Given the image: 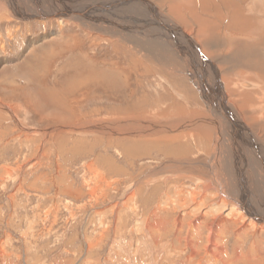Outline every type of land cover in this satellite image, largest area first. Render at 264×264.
Returning a JSON list of instances; mask_svg holds the SVG:
<instances>
[{
    "label": "rangeland",
    "instance_id": "obj_1",
    "mask_svg": "<svg viewBox=\"0 0 264 264\" xmlns=\"http://www.w3.org/2000/svg\"><path fill=\"white\" fill-rule=\"evenodd\" d=\"M11 10L0 16V264H264V228L174 170L208 153L219 162L213 135L124 130L207 115L184 65L162 71L109 33ZM197 12L184 14L189 28Z\"/></svg>",
    "mask_w": 264,
    "mask_h": 264
},
{
    "label": "bare ground",
    "instance_id": "obj_2",
    "mask_svg": "<svg viewBox=\"0 0 264 264\" xmlns=\"http://www.w3.org/2000/svg\"><path fill=\"white\" fill-rule=\"evenodd\" d=\"M242 2L244 0H0V16L7 15L12 8V14L19 19L52 17L58 24L74 21L88 32L115 36L162 71L171 67L172 62L182 63L206 106L207 115L191 109L181 115L176 110L166 121L156 124L146 120L137 127L126 124L124 130L132 134L182 131L168 135L177 138L192 130L206 141L213 135L211 152L219 162L215 158L208 161L205 156L208 153L191 162H178L174 170H185L189 176L205 181L204 185L208 184L206 181L215 184L224 203L236 201L240 213L244 210L249 216V223L263 229L264 4L262 0H254V5L248 6V14L242 11ZM190 7L198 8L199 13L195 15L200 16L197 18L199 26L195 23V28H189L190 23L185 24L187 19L183 18L186 12L191 13ZM222 9L225 10L223 15ZM241 33L251 47L243 43ZM230 80L233 89L228 91L226 82ZM241 89H246L248 95ZM256 101L261 105L255 109L252 104L256 106ZM114 123L101 124L99 129L112 130L117 125ZM121 126L120 130L124 131ZM258 130L263 134H258ZM224 133L228 136L218 140ZM246 160L252 162L251 167L243 165Z\"/></svg>",
    "mask_w": 264,
    "mask_h": 264
}]
</instances>
